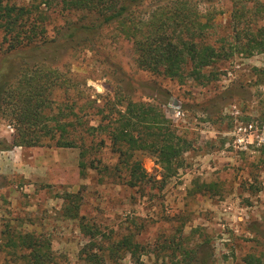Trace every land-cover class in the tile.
<instances>
[{
	"label": "rangeland",
	"instance_id": "374dc122",
	"mask_svg": "<svg viewBox=\"0 0 264 264\" xmlns=\"http://www.w3.org/2000/svg\"><path fill=\"white\" fill-rule=\"evenodd\" d=\"M6 1L29 8L40 0ZM240 1L248 9L264 3ZM234 2L199 5L203 21L211 26L209 44L224 48L227 56L204 71L210 74L206 85L139 69L132 41L114 25L104 27L92 45L78 34L64 39L65 47L23 48L16 54H5L0 31V80L11 69L21 77L35 70L60 74L65 83L49 92L51 111L46 112L62 123L78 119L68 136L82 139L85 150L83 159L80 148L51 145L0 151V264H31L28 251L11 247L7 239L25 234L50 243V264H89L88 254L104 258L95 264H130L128 255L108 253L129 234L140 246V264H185L184 250H193L191 264L203 259L206 264H241L245 256L262 252L264 54L246 57L233 51L236 31L246 27L232 17ZM153 4L146 3L143 13ZM32 12L26 24L45 30L43 37L33 39L35 44L88 23L85 13L67 10L59 0H49ZM249 24L251 29L263 27L264 12ZM15 86L0 106V140L7 142L16 128L9 115V94ZM129 100L157 106L184 148L181 167L164 184L163 170L152 155L129 151L133 160H140L150 183L140 188L126 185L127 167L111 138ZM81 161L87 165L82 174ZM104 168L106 175L100 172ZM76 193L81 196L79 216L98 230L94 239L83 236L78 222L64 216L65 195Z\"/></svg>",
	"mask_w": 264,
	"mask_h": 264
},
{
	"label": "trees",
	"instance_id": "16d2710c",
	"mask_svg": "<svg viewBox=\"0 0 264 264\" xmlns=\"http://www.w3.org/2000/svg\"><path fill=\"white\" fill-rule=\"evenodd\" d=\"M203 1L210 0H59L63 8L85 13L88 23L78 26L70 34H64L56 40H42L40 44H35L33 39L41 37L45 30L43 26L39 27V24L33 22L26 24L25 21L33 10L37 11L39 6L49 3V0H40L38 5L29 8L17 7L6 0H0L2 45H5V54H16L23 48H33L34 51L46 50L53 45L65 47L64 39L73 40L78 34L82 35L83 42L92 45L104 27L114 25L121 35L132 41L135 63L139 69L181 83L191 80L196 84L206 85L210 82V74L204 71L227 56L224 48L216 49L208 42L211 26L208 20L203 21L199 11V5ZM234 1L232 17L237 25L242 24L246 27L236 31L233 51L246 57L254 53L264 54V26L251 29L249 24L253 16L264 12V3L256 2L248 9L240 0ZM148 2L154 3V8L149 13H143L141 8ZM32 67L27 66L28 69ZM1 76L0 106L5 102V94L10 92L11 85H16L9 94L12 97L9 115L14 119L16 128L11 142L0 140V151L14 147L51 145L59 149L80 148L81 159L85 157L81 142L83 140L78 141L68 136V128L75 130L78 119L72 123H62L56 119L57 117H50L46 112L51 111L49 92L56 85L62 86L65 83L60 74L55 71L42 74L35 70L31 71L30 75L25 74L21 77L18 72L15 73L11 69ZM57 114L56 116L61 115ZM50 121H53V126H49ZM111 140L113 145L117 146L122 159L121 164L127 167L129 178L126 185L130 188L145 187L150 183V178L142 168L140 160H133V156H129V151L130 155L133 152L149 153L156 159L163 170L161 184L175 176L181 167L184 148L176 137L171 123L157 106L130 100L126 102ZM79 168L82 174L87 168L86 163L79 162ZM106 171V168L100 170L105 175ZM65 202L67 205L64 207V216L78 222V228L83 236L94 239L93 236L99 234L98 230L84 223V219L79 216L81 204L79 193L66 194ZM7 239L11 247L28 251L26 258L31 264L52 262V251L47 240L33 234L18 235L16 238L9 236ZM108 253L112 256L123 253L129 256L130 264H140V246L134 242L130 234L110 246ZM192 253L193 250H184L181 255L182 262L191 264ZM86 259L89 264L104 261L102 256L95 254H88ZM206 261L201 260V264H206ZM241 264H264V248L258 256L253 254L245 256Z\"/></svg>",
	"mask_w": 264,
	"mask_h": 264
},
{
	"label": "built area",
	"instance_id": "2783aa9c",
	"mask_svg": "<svg viewBox=\"0 0 264 264\" xmlns=\"http://www.w3.org/2000/svg\"><path fill=\"white\" fill-rule=\"evenodd\" d=\"M10 128V127H9ZM12 131V130H11Z\"/></svg>",
	"mask_w": 264,
	"mask_h": 264
}]
</instances>
